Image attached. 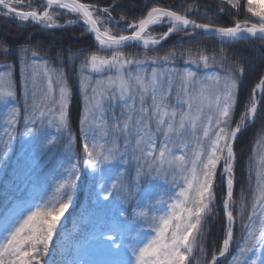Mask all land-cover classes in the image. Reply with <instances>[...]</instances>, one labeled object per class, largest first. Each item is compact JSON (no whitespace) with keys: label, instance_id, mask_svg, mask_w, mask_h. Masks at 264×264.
Wrapping results in <instances>:
<instances>
[{"label":"snow or ice","instance_id":"1","mask_svg":"<svg viewBox=\"0 0 264 264\" xmlns=\"http://www.w3.org/2000/svg\"><path fill=\"white\" fill-rule=\"evenodd\" d=\"M76 26L83 46L57 38ZM0 27V173L18 135L58 153L50 185L0 213V264H264L256 0H0Z\"/></svg>","mask_w":264,"mask_h":264},{"label":"rangeland","instance_id":"2","mask_svg":"<svg viewBox=\"0 0 264 264\" xmlns=\"http://www.w3.org/2000/svg\"><path fill=\"white\" fill-rule=\"evenodd\" d=\"M256 3L261 8H264V0H256ZM5 114L6 109L0 106V131L5 126ZM72 131L75 132L73 128ZM45 134L55 135V129L47 128L45 129ZM25 141L28 142L26 143ZM39 143L40 138L35 134L32 137H24L22 134L18 135L13 142L8 166L11 168L16 180V192L10 197L5 198L4 204L0 207V213H3L6 207H11L16 201L31 199L38 191L50 185L51 177L57 171L58 157H54V152L46 154L40 151ZM131 175L134 176V171H132ZM87 207L88 188L87 185H84L78 193L75 208L77 211H84ZM67 217L68 213L65 214L63 224L66 223Z\"/></svg>","mask_w":264,"mask_h":264},{"label":"trees","instance_id":"3","mask_svg":"<svg viewBox=\"0 0 264 264\" xmlns=\"http://www.w3.org/2000/svg\"><path fill=\"white\" fill-rule=\"evenodd\" d=\"M164 3H171L172 0H162ZM246 4V1H243ZM242 18H245L242 16ZM11 27L15 28L14 24H10ZM3 28L0 27V31H2ZM157 31H163V29H157ZM57 38L60 40H63L67 42L69 46H73L74 44L76 46H83L84 40L80 37V30L79 26H76L75 28L69 29L67 32H58ZM139 48H129L126 49V51L129 52H135L140 51ZM252 47L249 44L241 43L237 46H235V56L236 58H243L249 54L252 53ZM254 86V85H253ZM249 91L248 86L245 87L244 92L245 94ZM70 113H71V120H72V128L77 133V117L79 113V101L74 99L71 107H70ZM259 128V124H257L256 129L253 131H250L243 140V147L245 150V156L251 154L255 149V143L254 140L256 138V131ZM52 153V152H51ZM54 157H58V153L54 152ZM54 158V159H55ZM15 178L14 174L11 171V168L8 166L6 173H0V207L4 204L5 198L10 197L16 192V186H15ZM78 197V196H77ZM77 204V199L74 202V207L71 208V210L68 212V217L66 219V223L64 224L65 228L68 231H71L73 228V220L75 217H77L82 211H77L75 208V205ZM63 231L61 232V237L63 236ZM221 235V224L219 223V220L217 219L212 223L211 227V233L209 236L208 243H211L212 241L217 240L218 237ZM59 239L56 240V244H59ZM55 247V245H54Z\"/></svg>","mask_w":264,"mask_h":264}]
</instances>
